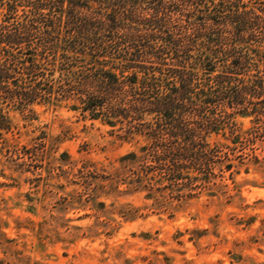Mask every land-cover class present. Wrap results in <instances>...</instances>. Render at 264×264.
<instances>
[{
  "label": "rangeland",
  "instance_id": "rangeland-1",
  "mask_svg": "<svg viewBox=\"0 0 264 264\" xmlns=\"http://www.w3.org/2000/svg\"><path fill=\"white\" fill-rule=\"evenodd\" d=\"M255 102L258 118L225 115L226 131L207 138L214 153L177 179L124 160L142 136L66 104H1L0 264H264Z\"/></svg>",
  "mask_w": 264,
  "mask_h": 264
},
{
  "label": "trees",
  "instance_id": "trees-1",
  "mask_svg": "<svg viewBox=\"0 0 264 264\" xmlns=\"http://www.w3.org/2000/svg\"><path fill=\"white\" fill-rule=\"evenodd\" d=\"M261 98L264 0H0L1 129L3 103L66 104L177 179Z\"/></svg>",
  "mask_w": 264,
  "mask_h": 264
}]
</instances>
